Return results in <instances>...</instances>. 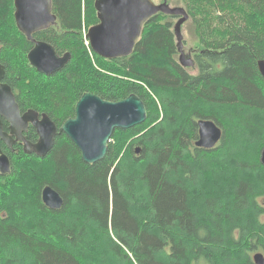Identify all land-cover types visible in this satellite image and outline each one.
I'll return each instance as SVG.
<instances>
[{
	"label": "trees",
	"instance_id": "trees-1",
	"mask_svg": "<svg viewBox=\"0 0 264 264\" xmlns=\"http://www.w3.org/2000/svg\"><path fill=\"white\" fill-rule=\"evenodd\" d=\"M94 2L51 0L56 24L34 37L70 59L47 76L28 62L13 0H0V63L22 109L59 128L85 92L136 94L146 106L94 163L64 133L44 157L0 139L11 160L0 175V264H254L264 253V0H167L189 15L192 67L178 61L175 16L161 12L130 55L98 56L85 38ZM199 119L222 129L212 148L194 145ZM46 185L61 208L43 203Z\"/></svg>",
	"mask_w": 264,
	"mask_h": 264
},
{
	"label": "water",
	"instance_id": "water-1",
	"mask_svg": "<svg viewBox=\"0 0 264 264\" xmlns=\"http://www.w3.org/2000/svg\"><path fill=\"white\" fill-rule=\"evenodd\" d=\"M98 22L91 25L85 33L91 50L107 59L130 55L141 36L145 23L154 14L161 12L177 17L174 23V34L178 46V61L183 67H192L194 60L183 48L182 25L189 15L182 6H172L167 0H95ZM14 20L17 29L27 39L40 30L56 24V16L52 13L51 0H14ZM27 58L36 70L44 75H51L62 69L70 59V53L59 56L53 47L44 41H36ZM258 70L264 78V59L258 60ZM4 67L0 65V80ZM0 115L10 123V133L3 130L0 121V139L8 146L12 144V133L23 141L26 153H35L44 157L53 146L54 137L59 133L66 134L79 148L82 159L94 163L102 159L107 151L115 128L128 129L146 119V106L136 94L119 101H107L101 97L85 92L75 104L74 116L68 118L59 127L47 116L37 118V113L27 110L23 115L15 96L6 84L0 83ZM32 122L39 139L32 143L21 136L28 123ZM198 138L194 145L202 148L214 147L222 136V129L210 119H199ZM136 153L140 152L139 147ZM264 164V147L260 154ZM11 173V160L0 150V175ZM43 203L50 209H59L63 204L61 195L51 186L46 185L41 191ZM264 205V198L262 200ZM251 258L254 264H264V253L255 251Z\"/></svg>",
	"mask_w": 264,
	"mask_h": 264
},
{
	"label": "flooded vegetation",
	"instance_id": "flooded-vegetation-1",
	"mask_svg": "<svg viewBox=\"0 0 264 264\" xmlns=\"http://www.w3.org/2000/svg\"><path fill=\"white\" fill-rule=\"evenodd\" d=\"M13 6H14V0H13ZM13 14H14V12H13ZM175 19L177 20V17H175ZM15 21V20H14ZM16 25V24H15ZM55 25V24H54ZM54 25H50L49 27H51V26H54ZM17 27V26H16ZM48 27V28H49ZM48 28H45V29H43V30H46V29H48ZM43 30H40V31H37V32H35L33 35H32V37H33V40H29V39H27L26 38V36L23 34V33H21L19 30V32H20V34L22 35V37L25 39V41H27V42H30L32 45H31V48H30V50L34 47V45H35V42L36 41H43V40H38V39H36L35 37H34V35L35 34H37L38 32H41V31H43ZM44 42H46V41H44ZM48 43V42H47ZM50 44V43H49ZM51 45V44H50ZM0 46H1V44H0ZM52 46V45H51ZM53 47V46H52ZM54 49V48H53ZM29 50V51H30ZM29 51L28 52H26V55H28V53H29ZM54 51H55V49H54ZM56 52V51H55ZM187 54H189V52L187 51L186 52ZM57 54V53H56ZM57 55H59V54H57ZM63 55V54H62ZM59 56H61V55H59ZM28 59V58H27ZM28 62H29V60H28ZM0 65H2L3 67H4V74H3V78L0 80V83L1 84H6V85H8L9 87H10V89H11V92L13 93V95L15 96V101H16V103H17V105H18V107H19V113H20V115H23L27 110H24V109H22L20 106H19V103H18V101H17V96L19 95V90H18V88L16 87V86H10L9 84H7L6 82H5V65L3 64V63H0ZM35 112V111H34ZM35 113H37V118L38 119H41L42 118V116L43 115H46V114H44V113H39V112H35ZM49 117V116H48ZM50 118V117H49ZM51 119V118H50ZM52 120V119H51ZM0 121H1V124H2V127H3V130L6 128V132H8V133H10V123H9V121H7V119L6 118H4L3 116H1L0 115ZM57 127V126H56ZM58 128V127H57ZM59 129V128H58ZM29 130H31L32 131V134L31 135H29L28 134V131ZM5 131V130H4ZM21 136L23 137V138H25L26 140H28V141H30V142H32V143H35V142H37L38 141V139H39V135H38V133H37V130H36V128L34 127V125L32 124V122H29L28 123V126H27V128L25 129V130H22L21 131ZM11 136H12V138H13V140H12V144L10 145V146H8L7 145V147H9L10 149H13V147L15 146V145H19V144H21L22 146H23V141H22V139L21 138H18L17 137V135L15 134V133H12L11 134ZM31 138V139H29V138ZM55 138V137H54ZM24 149V148H23ZM33 153V152H32Z\"/></svg>",
	"mask_w": 264,
	"mask_h": 264
},
{
	"label": "rangeland",
	"instance_id": "rangeland-1",
	"mask_svg": "<svg viewBox=\"0 0 264 264\" xmlns=\"http://www.w3.org/2000/svg\"><path fill=\"white\" fill-rule=\"evenodd\" d=\"M154 2H156L157 3V0H153ZM170 4L172 5V6H174V5H177V6H179L180 4H176V3H172V2H170ZM181 6V5H180ZM187 22V21H186ZM183 23V25H182V34H183V38H184V41H186L187 42V40L190 38V36H191V32H190V29H189V25H188V23ZM187 49H188V45L186 46V48H184V51L185 52H187ZM263 200V199H262ZM199 264H207L206 263V261L203 259V258H201L200 260H199V262H198Z\"/></svg>",
	"mask_w": 264,
	"mask_h": 264
}]
</instances>
